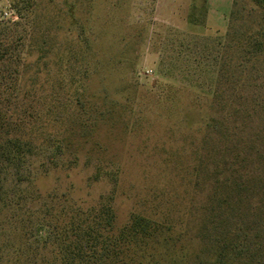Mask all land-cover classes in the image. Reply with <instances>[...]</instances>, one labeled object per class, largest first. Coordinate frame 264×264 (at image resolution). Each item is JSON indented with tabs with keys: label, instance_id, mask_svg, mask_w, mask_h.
<instances>
[{
	"label": "rangeland",
	"instance_id": "obj_1",
	"mask_svg": "<svg viewBox=\"0 0 264 264\" xmlns=\"http://www.w3.org/2000/svg\"><path fill=\"white\" fill-rule=\"evenodd\" d=\"M15 6L32 8L37 40L53 47L24 83L35 78V143L56 136L66 146L61 160L50 150L34 157L39 195H24L22 218L40 216L44 199L86 209L112 198L118 227L137 213L201 228L215 172L198 153L214 114L202 93L214 86L217 40L233 23L256 30L262 9L253 0H0V20L25 22ZM77 90L81 104L66 99ZM13 224L1 240L16 248Z\"/></svg>",
	"mask_w": 264,
	"mask_h": 264
},
{
	"label": "trees",
	"instance_id": "obj_2",
	"mask_svg": "<svg viewBox=\"0 0 264 264\" xmlns=\"http://www.w3.org/2000/svg\"><path fill=\"white\" fill-rule=\"evenodd\" d=\"M253 2L264 17V0ZM14 8L25 22L0 20V264H19L21 258L23 264H264V18L245 32L233 23L217 40L214 86L202 93L214 114L203 122L210 133L198 150L213 158L214 190L203 226L194 232L137 213L118 227L112 198L86 209L65 200L53 207V200L44 199L40 216L22 218L24 195H39L34 157L50 150L51 162L61 160L66 146L56 136L45 148L35 143V78L28 90L24 83L46 59L48 43L37 40L32 8ZM231 20H238L236 12ZM79 94L66 99L81 104ZM10 222L22 232L16 248L1 240ZM11 250L14 260L6 259Z\"/></svg>",
	"mask_w": 264,
	"mask_h": 264
}]
</instances>
